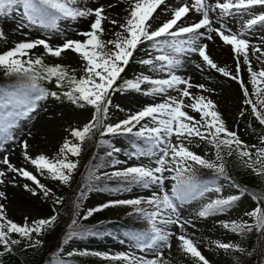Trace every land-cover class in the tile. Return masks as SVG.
I'll return each mask as SVG.
<instances>
[{"label":"snow or ice","instance_id":"snow-or-ice-1","mask_svg":"<svg viewBox=\"0 0 264 264\" xmlns=\"http://www.w3.org/2000/svg\"><path fill=\"white\" fill-rule=\"evenodd\" d=\"M127 14L123 22L117 19L109 20L106 7H80L77 0H0V17L12 14L14 6H22L23 17L28 24L48 29L56 28V21L60 17L71 20L89 18V29L78 32L82 39L64 37L61 43L53 45L48 39H25L17 42L7 51L0 52V70L5 76L18 78L12 89H0V135L7 140H15L10 132L16 121L23 118H32V114L40 107V102L52 97L56 100L66 99L78 108L90 106L93 109L91 118L82 126L65 129L68 133L58 152L50 157L44 153L31 155L26 139L19 141L22 154L31 166L41 176L47 173L52 179L68 184L72 174L78 166V157L84 143L97 132L101 136L129 135L138 138L141 143L133 144V151L129 153L132 158H146L149 163L143 162L116 169L113 177L123 178L122 188L115 191H132L136 185L143 189H152L149 196L137 195L132 199L110 200L94 209H89L87 215L101 211L104 208L116 205L132 206L134 212L147 220L148 231L133 235L135 247L141 250H152L153 258L137 257L126 253H119L112 259L126 260L128 264H169L164 259L163 249L171 248V239L179 242L180 249L190 255L197 264H209V260L202 254L194 240L186 235L185 229L192 225V221L183 217L182 209L185 203L203 196L209 191L220 192V187L210 186L194 174L196 165L214 170L217 176L226 180L231 177L226 173L224 152L232 156L233 153L242 164L258 176H264V136L260 138V147L246 144L236 131L230 130L216 103L203 94H196L192 89H199L201 93L211 92L204 84H195L190 76L177 74L182 66L181 56L195 53L202 63L197 68L206 65L225 77L238 81L245 97L244 103L251 106L252 113L261 125H264V67L255 70L249 52L256 56L257 61L264 65V48L253 45L247 38V31L255 25H264V12H252L257 6L264 7V0H215L209 4L208 0H180L175 7L168 5L167 0H127ZM162 6L163 9H162ZM108 8L113 5H108ZM158 9L168 15L161 19ZM219 10V26H213L211 12ZM200 16L198 21L187 22L190 13ZM226 16H249L242 25L241 31H233L223 18ZM118 26L119 30L112 33V38L105 39L107 30L105 22ZM26 25L21 23L18 27ZM204 29L205 31H201ZM213 33L222 43L229 46L235 61V69L218 66L208 53V44L204 40L212 41ZM4 33L0 30V39ZM144 45H148L154 52H146L147 59L141 63L150 66L152 71L165 73L163 78H153L142 75L135 80H127L123 87L141 90V85L149 84L144 91L146 96H160L161 102L148 103L140 110L130 113L127 118L116 123H106L109 107L112 103L111 93L115 91L114 85L120 79L121 73L134 57V53ZM42 46L45 53L51 57H61L71 51L78 55L83 62L80 73L75 68L64 64H47L43 56L31 55L32 50ZM246 68L249 73V83L245 86L240 73ZM55 80L58 88L63 92L50 91L41 87L42 80ZM175 91V96L170 94ZM255 96L253 101L251 98ZM259 105V107H258ZM119 107V106H117ZM198 114L199 118L194 114ZM241 115L244 113L241 112ZM28 135H31L29 132ZM196 138L211 146L214 158H207L191 150L189 145ZM107 144V140L101 141ZM199 147V144L196 145ZM253 149L255 151H253ZM120 149L113 148L108 152L109 157ZM7 170L32 181L47 197L51 189L43 185L32 171L26 167L13 165L8 156L2 161ZM126 163L114 159L113 165ZM92 178L99 179L94 173ZM108 175V173H104ZM6 172L0 171V184L5 183ZM171 182V188L168 183ZM232 187L239 189L237 195L227 198H216L204 204L196 213L198 218H207L211 215L224 213L232 208L233 204L246 193L256 203V207L245 212L248 220L220 221V225L238 235L256 231L264 234V194L248 193L247 189H240L238 184ZM24 188L34 195L36 189L24 184ZM83 195V193L81 194ZM0 199H6L4 191H0ZM61 201L57 199L55 203ZM56 221L52 215L47 219L29 222L25 218L23 224H18L7 218L5 205L0 203V246L5 252H11L14 246L28 241L27 247H36L42 241L33 239V233L42 234L51 228ZM76 221H73L75 224ZM177 226L181 233L168 230V226ZM13 234L18 235L13 238ZM71 238V235L68 237ZM220 249L243 252L238 244L232 242L213 241ZM97 256H106L105 253H93ZM55 264V262H51Z\"/></svg>","mask_w":264,"mask_h":264},{"label":"rangeland","instance_id":"rangeland-1","mask_svg":"<svg viewBox=\"0 0 264 264\" xmlns=\"http://www.w3.org/2000/svg\"><path fill=\"white\" fill-rule=\"evenodd\" d=\"M180 0H167L168 5L175 7L179 4ZM223 2V0H221ZM209 4H214L215 0H208ZM77 5L80 7H97L104 5L106 7V15L111 19H117L123 22L124 17L127 14V0H77ZM108 5L113 7L108 8ZM164 6H162L163 9ZM253 13H261L260 8L256 7L252 10ZM219 10L211 12L210 17L213 20V26H219ZM158 14L161 19L168 15L167 12L158 9ZM23 8L22 6H14L12 14L7 17H0V30L4 33V38L0 39V52L7 51L13 47L17 42L25 39H48L53 45L62 42L64 37L72 39H82L77 36L78 32L87 31L89 29V18H79L77 20H71L67 18H61L56 22L55 29H48L40 26H33L27 23L26 20H22ZM200 16L194 12L190 13L187 17V22L198 21ZM249 16H226L223 18L225 22L233 31H241L243 22L249 19ZM21 23H24L25 27H18ZM105 29L107 35L105 39L112 38V33L118 31V26L112 25L109 22H105ZM201 31H205L201 29ZM247 31V38L253 45H261L264 48V25L258 24ZM212 41L204 40L203 43L208 44V53L213 58L214 62L220 67H227L229 70L235 69V61L233 53L229 46H226L222 41L216 37L215 33ZM146 52H151L153 55H159L160 53L154 52L151 49L139 48L134 57L130 60L129 64L125 67V71L121 74L127 76L140 77L142 75H149L153 78H163L166 74L158 71H152L150 66L141 63L142 60L147 59ZM31 55L43 56L45 63L48 64H64L77 70L80 73V69L83 66V62L80 60L77 54L68 51L61 57H51L47 55L42 46L32 50ZM250 59L252 61L255 70H259L264 65L260 64L256 56L249 52ZM182 60V66L177 69V74L192 78L195 84H204L206 88L212 89L211 92H203L199 89H192L196 94H203L211 98L217 105V110L221 113L222 119L226 126L233 131H236L241 140L248 145H257L260 147V138L264 136V125H261L255 116L246 114L247 104L244 103V95L240 83L232 80L230 77H225L222 74L216 72L214 69L202 65V68H197L196 64L202 63L201 58L195 54H185L180 57ZM3 71L0 70V77H2ZM241 78L245 82V86L249 88L251 93L252 86L249 83V73L246 68H242L240 73ZM55 88L53 83L50 84ZM264 87V86H262ZM170 94L175 96L177 93L170 90ZM255 101L256 97H251ZM160 96H146L138 92L133 93H116L112 98L114 102V110H112L108 116V123H116L120 120L127 118V116L140 110L148 103L161 102ZM119 106V107H117ZM250 106V105H249ZM259 107V105H258ZM93 110H79L72 109L68 104L62 100H56L52 97H48L46 100L40 102V107L35 113L32 114V118L23 119L19 125L15 127L14 136L15 140H12L5 147H0V161L4 156H8L10 162L17 167H26L32 171L40 182L48 189H51L50 194L45 197L43 192L32 182L24 177L19 176L16 173H12L7 170V166L0 163V171L6 172L5 183L0 184V191H4L6 199H0V203L5 205V213L7 218L13 220L18 224H23L25 218L29 222L39 219H47L52 215H56V205L53 201L61 199L63 191H60L56 183L48 181L44 175L41 176L39 172L25 161L22 149L19 145V141L26 139L29 145V153L36 155L44 153L50 157L54 156L59 146L63 143V139L68 133L65 129L75 126H82L86 123L92 115ZM244 114L241 115L240 113ZM194 114V113H190ZM199 118L198 114H194ZM31 135H28V133ZM120 144H124L119 139ZM199 144V147L196 145ZM191 150L198 154L205 155L207 158H214V152L211 146L206 145L204 142L193 138ZM253 151H255L253 149ZM227 152V150H225ZM115 159L125 161L126 163L112 165L110 167L101 169L100 174L108 173L107 176H112V172L116 169H122L124 167L133 166L141 162L149 163L146 158H132L129 156V152L125 149H121L119 152H114ZM75 160V158L73 157ZM238 170L246 168L241 160L237 157ZM248 169V168H247ZM250 170V169H249ZM251 171V170H250ZM255 174V173H254ZM257 180L260 181V185H264V176H258ZM222 187L220 192L209 191L204 195L198 196L196 199L191 200L183 205L182 215L183 217L190 219L192 225L187 226L184 230L186 235L191 237L194 242L197 243L199 250L209 260V264H240L238 259L230 255L228 250L220 249L213 243V241L232 242L238 244L243 252L251 253L255 249L254 238H246L245 236L238 235L227 229H224L220 225V221L227 220H248L251 223V218L244 215L245 212L252 210L256 207V203L251 199L249 194H245L238 201H236L232 208L228 211L216 215H211L207 218H198L196 216L197 211L206 203L214 200L216 197H228L231 195H237L239 189L232 187L229 180H222ZM24 184H29L30 187L36 189V194L26 190ZM168 188H171V182L168 183ZM152 189H143L141 187H132L131 192H112L109 189H95L90 192L86 197L85 202L80 206L78 210V221L85 222V220L102 221L109 218L121 217L128 210H133L132 206L128 205H116L104 208L101 211L93 212L92 215H87L89 209L97 208L98 206L107 203L110 200L115 199H132L137 195L149 196ZM168 230L179 235L181 230L174 225L168 226ZM13 238H19L17 234H13ZM33 239H40L42 241V235L33 233ZM27 245L28 241L22 240L21 244ZM171 248L163 249L164 259L169 264H197V262L190 256L184 253L180 247L179 242L173 237L171 239ZM1 247V246H0ZM52 248L49 247V249ZM62 252L71 255L70 260L84 262L86 264H128L126 260L112 259L119 253H126L129 255H135L137 257H145L148 259L153 258L152 250H141L134 245L125 242L115 236L107 234L106 236L95 235L89 233L85 237L71 236L67 238L62 247ZM93 253H105L106 256H97Z\"/></svg>","mask_w":264,"mask_h":264},{"label":"trees","instance_id":"trees-1","mask_svg":"<svg viewBox=\"0 0 264 264\" xmlns=\"http://www.w3.org/2000/svg\"><path fill=\"white\" fill-rule=\"evenodd\" d=\"M261 12H264V7H260ZM144 48H150L148 45H144ZM48 64V63H47ZM52 65V64H50ZM127 80H135L132 76L121 74L120 79L117 80L114 88L116 89L111 93V100L116 93L131 92L133 89L124 88V82ZM18 78L15 76H5L2 74L0 77V89H12L17 84ZM57 85L55 80H42L40 81L41 87L47 88L50 91L63 92L65 89H51L50 84ZM150 85H141L140 93H144ZM63 102L68 104L72 109L79 110H93L90 106L85 108H78L71 104L66 99H62ZM114 102L109 107V113L114 110ZM246 114L252 115L251 106L248 105ZM23 118V117H21ZM19 118L16 121L18 124ZM108 123V117L106 120ZM13 135L14 128L10 130ZM118 137L122 139L124 144H120L117 140ZM107 140L108 143L104 144L101 141ZM10 140L4 139L0 135V147H5ZM141 143L138 138L129 135H108L101 136L97 132L91 139L87 140L80 155L74 157L78 161V166L72 174V179L68 184H63L57 180L52 179L47 173L44 177L48 181L56 183L60 191H63V196L60 199V203L56 205V221L51 228L45 230L42 235V243L36 247H27L26 245L19 244L14 246L11 252H5L3 247H0V264H86L84 262H78L70 260L71 255L62 252L64 241L71 236L85 237L89 233L97 234L100 236H106L107 234L121 238L126 242H130L135 245L132 239L133 235L143 233L149 230L150 225L140 215L136 214L134 210H128L126 214L117 218L103 219L102 221L85 220V222L78 221V210L85 202L86 197L90 192L95 189H109L112 192H117L115 189L122 188L125 181L123 178L107 176L100 174L101 169L112 166V161L115 159L113 156L109 157L108 152H111L113 148L127 149L128 152L133 151V144ZM224 160L226 165V173L231 177L229 180L231 183L238 184L240 189H247L248 193L264 194V185H260V181L257 180V175L247 168L238 170L237 156L233 153L232 156H228L227 152H224ZM91 173H94L99 179L92 178ZM194 174L208 184L210 188L222 186V180L224 177L217 176L214 170L202 168L198 165L194 167ZM136 186V185H133ZM132 186V187H133ZM122 192V191H119ZM83 193V195H81ZM218 198V197H217ZM227 198V197H219ZM73 221H76L73 224ZM246 238H254L255 249L251 253L238 252L234 250H228L233 258L240 262V264H264V234L255 229L248 232L245 235ZM49 249V247H51Z\"/></svg>","mask_w":264,"mask_h":264}]
</instances>
